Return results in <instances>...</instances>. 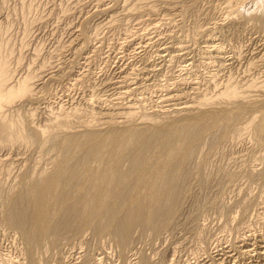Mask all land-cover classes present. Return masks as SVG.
<instances>
[{
	"label": "rangeland",
	"instance_id": "1",
	"mask_svg": "<svg viewBox=\"0 0 264 264\" xmlns=\"http://www.w3.org/2000/svg\"><path fill=\"white\" fill-rule=\"evenodd\" d=\"M9 90L0 264H264V0H0ZM113 137L118 169L144 160L125 180L140 200L104 201L81 233L29 245L6 220L14 200L94 147L98 171ZM165 167L178 193L154 226L143 197ZM132 207L121 244L112 230Z\"/></svg>",
	"mask_w": 264,
	"mask_h": 264
},
{
	"label": "bare ground",
	"instance_id": "2",
	"mask_svg": "<svg viewBox=\"0 0 264 264\" xmlns=\"http://www.w3.org/2000/svg\"><path fill=\"white\" fill-rule=\"evenodd\" d=\"M24 89V86L21 85L18 89V93L25 92ZM16 92L17 91H15V93ZM15 93L9 90L6 93L0 94V99L10 98ZM179 133L178 135L180 136ZM182 137L184 139V137L187 136L183 135ZM154 141L155 137L153 136L151 142ZM111 144L114 145V149L108 153L109 160L104 162L101 169L98 171H94L90 167L91 162L98 157L99 147H94L95 149L86 150L85 153L76 159L68 158L67 162L43 184L38 182L32 184L30 188L22 192L14 200L6 220L11 226L22 233L29 245H40L47 240H50L49 243L51 244H56L61 234L64 232H70L75 235L81 233L83 228L89 227L94 219L103 214L100 209L101 207L104 209L105 206H107L104 201L115 198L121 200L139 198L138 200H140V187L137 184L133 186L127 185L125 180L129 175L134 176V174L139 171L144 162L143 158L131 156L129 158L130 169L123 172L118 169L115 159L120 157L121 152H119V150L121 147H124L125 144L123 143L124 145L122 146V142L119 143L114 137L111 138ZM143 150L146 151V149ZM178 152L180 154L181 151ZM140 156H143V154H140ZM170 157L173 156L169 154L168 158ZM83 165L87 166V171L85 174L81 175L79 169L80 166ZM163 170L165 174L162 186L158 187L156 184L151 185L150 183L147 186L146 196L143 197L148 201L150 208V212L148 210L149 213H146L148 215H145L146 218L144 219L152 225L159 219H162V216L165 215V218L166 215L173 212L171 211L173 210L172 206L175 205L174 203L176 202L175 200L178 193L173 185L176 179L175 170L172 167H165ZM160 172L162 173L163 171ZM142 196H144V194H142ZM128 202L127 204H130ZM142 205L144 204L142 203ZM133 209L134 207L131 208L130 212H126L124 216L127 215V218L125 220L120 219L116 222V226H114L115 228L112 230L113 236L118 238L121 244L125 242L127 226H129L134 219L135 221L137 220L133 215ZM137 209L138 208H136V210ZM137 213L139 212L136 211V214ZM52 214L54 215L52 216ZM135 224H137V222ZM146 224L147 223H145V225Z\"/></svg>",
	"mask_w": 264,
	"mask_h": 264
}]
</instances>
